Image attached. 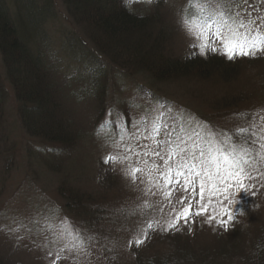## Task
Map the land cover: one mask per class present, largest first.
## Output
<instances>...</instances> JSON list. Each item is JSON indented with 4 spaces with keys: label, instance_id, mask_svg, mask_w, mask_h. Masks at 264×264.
<instances>
[{
    "label": "rangeland",
    "instance_id": "rangeland-1",
    "mask_svg": "<svg viewBox=\"0 0 264 264\" xmlns=\"http://www.w3.org/2000/svg\"><path fill=\"white\" fill-rule=\"evenodd\" d=\"M34 1L39 3L42 0ZM44 1L41 9L44 10L47 7L51 13L48 19L43 20L42 23V27L44 28L42 33L47 34L46 39H49L47 48L51 46L49 49V58L57 61L64 59L65 66H67L65 74L72 77L75 69L78 70L80 67L75 63L74 56H68L60 48L62 43L65 42L62 37L70 34L72 31L67 9L63 4V0ZM6 2L8 3V1ZM197 2L199 0L192 1V3ZM236 2L239 4V7L233 9L234 12H239L242 17L246 16L264 24V20H260L261 17H264V0H260V3L258 0H252L251 3L247 0L246 4L242 0H236ZM187 3L188 0H172L166 5V21L170 23V27L175 31L173 39L169 37L167 40L166 50L169 54L171 53V56L176 57L189 55L191 52L200 53L199 45L207 41H211V47L219 48V51L222 50L225 52L219 43V38L215 36L216 25H212L209 29L205 30L203 39L198 38V26L201 22L196 20L198 17L196 19L194 18L195 15H191L192 18L187 14L190 11L187 9ZM12 6L14 7V4ZM192 10V13H194L195 8ZM13 16L12 18L16 19L17 23L19 18L21 22L26 18V10L22 8L20 13L15 10ZM185 16L186 19L183 21ZM186 21L188 22L187 24L185 23ZM247 26L252 27L251 24ZM74 30L75 32H79V37L85 36V32H83L81 27H74ZM85 40L87 41L86 36ZM72 43L74 44V42ZM79 48L80 53L84 56L87 50H89L88 46H81ZM93 62L95 64L92 66L94 67L93 69H101V71H105L108 74L107 78L111 80V96L120 100V103L124 105L130 104L132 111L126 113L118 109L119 111L116 117L109 115L107 112L101 115L102 121L107 119L112 121V123L119 122L124 126L121 128L124 130L123 139H121L122 133L120 134L117 130L118 128H102L101 132L95 134V128L93 127L95 125L90 122L89 118L92 114L87 115V112H85V102L82 104L74 101L69 103L66 99V97H73L75 95V100L78 101L77 93L80 92L82 95L83 90L88 89L90 83H87L85 80L78 81L74 75L72 77L74 86L72 85L73 90L70 91L65 87V84L63 85L64 79L61 78L60 81H57L59 86L58 90L61 94H56V100H63V105L67 110L75 109L79 112L78 115L75 113V116H81L80 120L79 118L78 120L83 125L82 129H84V133L88 135L83 142L79 143L78 147L76 146L83 152L82 155L87 156L76 155L73 158V161H75V158L76 161L69 163L73 164L74 168L78 171H72L73 167H68L65 173L57 174L56 171H52L45 163L43 164L45 160H50V158L51 162H53L52 159L55 155L51 154V146L40 143L35 139H30L29 136H24L20 128L21 126L17 124L12 112L14 109L13 93L10 88L6 92L8 94L9 91L11 94H8L6 99V102H8H5L6 121L4 126L6 132L10 133L9 137H11V140L10 142L7 141L9 144L6 145L3 133H0L1 261H6L10 264H139L138 259L141 257L160 260L167 253H170V250H173L175 254L180 253L179 250L182 247H186L189 243L187 240L189 238L181 237L180 244L173 243L171 239H176V236L172 234L167 235L170 233L167 232L168 227L165 226L170 221L177 220V214L182 213L188 205H191V213L194 212V204H192L194 201L188 196L186 197L184 193L185 191L193 190L195 186L194 188L189 187L187 190L180 189L179 187H175L177 184L172 181L170 185L175 188L170 196L166 195L168 188L161 175V172L165 171V165L163 164L161 168L156 169V157L151 155L144 156L142 154L145 150L143 146L146 142L141 141L142 145H139L137 136L129 139V136L133 133L131 130L138 126L134 125L131 128L133 123L132 116H134L135 120H140L143 115L147 114L145 110H150L152 114L150 119L155 121L150 124L152 133L154 127L162 125H159L156 121L165 120L164 111L169 114L167 115L168 118L171 115L170 119H173V121L174 118L176 120L181 118L180 122L182 121L186 125H192L196 121L193 120L191 122L190 119L187 122L184 121L182 118L184 113L188 112L191 115L198 114L200 117L207 118L208 122H210L209 125H212L216 129L218 127V132L220 134L225 133L224 137H226L233 131L234 127L232 126L234 121L232 117L235 112L243 110L251 104L256 106L259 100H264L263 58L254 60L243 58L233 61L238 63L235 66L237 67L236 74L232 79L228 80V85L223 86V90L224 88H229L228 95L225 92L223 93L222 87L216 86L214 88L216 85L215 82H222L220 75L216 74L217 79L208 81L203 85L194 84V80L191 79L190 81H185V83L180 82L177 84L176 82V85L169 83L165 86V92L164 90L163 92L160 90L156 92H161L166 95L169 97V101L174 102L177 106L186 107V109L182 108L180 111L178 108H163L162 105L158 106L162 110L156 108L151 109L150 107L146 108L147 106H144L145 99L141 101L136 87L128 85L126 89H123L119 86L123 79L121 72H113L109 67L101 66L95 60ZM227 62L229 64L233 63L231 61ZM78 64L84 67L86 63H80L78 61ZM2 66V55L0 54V67ZM82 87L83 89L80 90ZM234 93L242 95L243 98L237 104V107L227 110H215L213 108L217 100L224 99V96L230 99ZM151 103L155 102L152 101ZM64 107L62 106L63 110H65ZM161 111L162 113H160ZM179 112L182 114H179ZM70 113L72 115V112ZM252 114L256 115L255 112H252ZM78 120H75L76 124H78ZM258 129L260 131H258L256 136L260 139L264 134V120L259 121ZM143 134L146 137L144 131ZM112 135L115 137L111 141H108ZM99 136H102L105 141L101 142L98 138ZM156 137L159 138L157 140L165 138L162 135ZM130 140H135V143L129 142ZM16 144L21 145V147L16 148V151H12ZM232 146L230 145V147ZM188 148L191 149L192 147ZM150 149L158 150L154 144ZM195 150L197 151V149ZM133 153H140V155H134ZM111 156H115L116 160L113 161V159H110ZM55 157L57 158V156ZM102 157L106 161L105 165L110 167L114 173V178L108 177L106 180L108 181L106 183V186H109L108 188L98 185L99 173L104 169L98 163ZM173 158L171 161H173ZM10 160L11 165L9 164V170L6 167L5 161ZM63 161L65 164V162L69 161V158L65 157ZM175 165L172 164V166ZM134 169H139L140 171L133 173ZM105 170L108 175L110 169L107 168ZM68 174L72 177L71 182L74 186L84 192L90 190L98 193L102 190H107V199L104 201V205L109 207V212L121 216V218L114 217L116 219L110 221V224H101L102 228L98 229L102 232L100 239L94 238L91 241L89 235L86 234V228L80 226V220H76L71 215L70 210L66 209L67 199L60 194L58 187L60 185L59 181L68 176ZM75 177L78 180H75ZM111 182H114V184L111 185ZM118 188L120 189L119 192H117ZM244 190L240 189L238 183L233 182L227 191H223L215 197L208 191H205L203 199H201L199 194L198 212H200L201 205L209 204V201H211L208 211L201 213L196 221V224L198 223L205 230L201 236L205 237L207 242L213 241L212 228L217 227V221L224 217V214L220 211L223 210L222 208L226 202L228 200H234L240 191L244 192ZM218 200H222L224 203L223 206H216ZM123 205L127 208L124 209ZM263 210L264 202L262 204L257 203L256 209L253 210L254 213L251 214L249 219L250 225L258 226L256 222H261V224L264 222ZM226 215L228 214L226 213ZM189 217H192V215H189ZM210 217H215V220L210 219ZM160 220H162V224ZM149 223L153 225L152 228L147 227ZM156 225H162L163 228L158 226L159 228L157 229ZM137 239L143 240L144 243L137 245L135 243ZM175 258H177V255Z\"/></svg>",
    "mask_w": 264,
    "mask_h": 264
},
{
    "label": "trees",
    "instance_id": "trees-1",
    "mask_svg": "<svg viewBox=\"0 0 264 264\" xmlns=\"http://www.w3.org/2000/svg\"><path fill=\"white\" fill-rule=\"evenodd\" d=\"M171 1L63 0L72 31L62 37L65 42H61L60 48L68 56H74L75 63L80 67L78 70L75 69L72 77L75 75L76 80H85L90 83L89 88L84 89L82 95L80 92L77 93L78 101L75 100V95L66 97V99L69 103L74 101L82 104L85 102V112L87 115L92 114L89 118L90 122L95 125L93 126L95 134L101 132L102 128L117 129L122 126L119 122L112 123L107 119L102 121V113L107 112L116 117L119 110L126 113L132 110L130 104L124 105L120 103V100L111 96V80H108V74L105 71L93 69L92 66L95 65L93 60L101 66L109 67L113 72H121L123 79L119 84L120 87L126 89V86L133 85L145 92L149 91L163 108L170 107L169 97L156 92L159 90L165 92V86L169 83L176 85V82L177 84L185 83L193 79L194 84L203 85L217 79L216 74L220 75L222 82H215L214 88L219 86L223 90V86L228 85V80L236 74L237 67L235 66L238 63L229 64L226 58L218 54L176 57L169 54L166 50L167 40L169 37L173 39L175 31L170 27L165 16L166 5ZM0 2L2 3L0 4V54L3 62V66L0 67V133H3L6 145L9 144L7 141L10 142L11 137H9L10 133L6 132L4 123L6 121L5 102L8 94H11L9 91L8 94L6 92L10 88L14 97V109L12 110L14 119L21 126L24 136L51 146V154L57 156V158L54 156L53 162L50 158L43 164L45 163L57 174L65 173L68 167H73L72 171H78L73 164L69 163L76 161V158L73 161L76 155H82L83 152L77 147L88 135L84 133L83 125L79 121L81 116H75V113L78 115L79 112L75 109L67 110L63 105V100H56V94H61L57 81L64 79L63 85L65 84L70 91L73 90L74 82H72V77L65 74L67 66H65L64 59L57 61L49 58L51 46L47 48L49 39H46L47 34L42 33L44 29L42 23L51 13L47 7L44 10L41 9L44 0L39 2L40 5L34 0H0ZM189 3L190 0L187 3V9L190 10L188 13H192L193 8H189ZM21 7L26 10V18L21 22L19 18L17 23L12 17H14L15 10L19 13L22 11ZM74 27H81L87 41L84 35L79 37V32H75ZM81 46L89 47L85 56L79 51ZM260 58L264 59V55L254 57V59ZM78 61L85 62V66L82 67ZM228 89L224 88L223 93L228 95ZM140 93L143 95L141 91ZM232 96L230 99L224 96V99L217 100L213 108L227 110L237 107V104L243 100L242 95L234 93ZM256 104V106L252 104L249 107L246 106L245 109L233 114L232 127L234 128L230 134L232 139L230 143L229 141L219 142V135L224 137L225 133L220 134L217 125V129L209 125L207 118L195 115L182 116L184 121L195 120L204 128L203 133L198 135L197 139L195 138L197 145L211 142L222 147L229 145L227 146L228 154H233L231 150L233 147L236 148V154L243 159L242 166L246 175L243 180L245 190L240 191L234 200H228L222 208L221 213H225V210L230 211L232 219H228V214L218 220L223 223L218 222L217 227L212 228V242H207V239L201 236L205 230L198 223L195 229L187 225L184 227L176 224L174 228L168 229L167 232L170 234L167 235L176 236V239H171V241L177 244H180L181 237L189 238L187 246L179 250L181 254L179 252L175 254L173 250H170L171 252L160 260L141 257L138 259L139 264H264V222L262 224L256 222L258 226L250 225L249 222L251 214L254 213L253 210L256 209V204L264 202V147H260L264 144V134L260 139L256 136L260 131L258 123L264 120V100H259ZM75 120H78V124ZM180 120L181 118L175 126L183 129L186 124ZM240 128L246 131L239 133ZM196 132L197 130H193L192 136ZM114 137L112 135L108 141ZM246 137L250 139H245ZM98 138L101 142L105 141L102 136ZM137 139L139 145H142V136H137ZM134 141L129 142L135 143ZM230 145L233 146L230 147ZM20 147L21 145L16 144L12 151ZM196 154L198 155L197 152ZM65 157L69 158V161L64 164ZM11 160L5 161L9 170ZM105 162L103 157L98 161L104 167L99 173L98 185L108 188L106 180L108 177L114 178V173L110 167L105 165ZM67 164L69 165L66 166ZM107 168L110 169L108 175L105 170ZM71 178L69 174L62 178L58 187L60 194L67 199L66 209L70 210L76 220H80V226L86 228V234L89 235L91 241L94 238L100 239L102 232L98 229L102 228L101 224H110V221L116 219L114 217L121 218V216L109 212V207L104 205L107 190L98 193L90 190L84 192L74 186ZM76 179L78 180L77 177ZM113 184L114 182H111V185ZM119 191L118 188L117 192ZM198 201L199 198L194 203L195 215L198 212ZM219 202L220 200L217 201V207L220 206ZM123 207L127 208L125 205ZM176 255L177 258H175ZM0 264L10 263L0 260Z\"/></svg>",
    "mask_w": 264,
    "mask_h": 264
},
{
    "label": "snow or ice",
    "instance_id": "snow-or-ice-1",
    "mask_svg": "<svg viewBox=\"0 0 264 264\" xmlns=\"http://www.w3.org/2000/svg\"><path fill=\"white\" fill-rule=\"evenodd\" d=\"M152 2V0H148ZM244 4L247 0H242ZM236 0H199L197 3H192L190 0L189 8H195L194 13H189V16H197L201 23L198 26V38L203 39L204 32L212 25H216L215 36L219 38V43L225 50L229 59H234L239 56L255 57L258 54L264 55V24L258 20H253L248 17H242L239 12H234L233 9L238 8ZM260 20H264L261 17ZM188 23L187 21L185 22ZM251 24L252 27L247 25ZM201 53L205 50L210 52L219 51V48L211 47V41L203 42L199 45ZM239 133H244L246 129L240 128ZM124 130L121 129V139H123ZM154 136L162 135L165 138L162 140L153 139V144L158 150H149L147 145H144V156H153L163 161L166 170L161 172L166 184H171L174 177H184L182 187L187 190L189 187L196 185L199 181V194L203 199L205 191H208L213 197L217 194L227 191L232 186V183H238L241 190H244L242 181L246 178L243 159L236 154V148H232L233 154H228L220 148H209L208 152L200 150L197 155L196 152L188 148L183 141L176 142L173 140L172 131L169 130L167 125L157 126L152 129ZM135 132L129 136V139L135 138ZM147 138V137H144ZM245 139H250L246 137ZM173 146L179 151L180 161L176 164V170L171 167L170 161L173 156ZM198 147V146H193ZM260 147H264L261 144ZM140 155V153H133ZM167 156V159H165ZM127 158V157H126ZM110 159H115L111 157ZM155 167V165H153ZM140 171L139 169H134ZM166 195H171L167 192ZM211 201H209V204ZM209 204L201 205L200 212L197 215L208 211ZM191 205H188L182 213L177 214V221L184 218L185 221L191 215ZM215 220V217H210ZM228 219L231 220L232 216L229 213ZM223 223V221H217ZM148 228L153 225L149 223ZM174 224H169L168 228H174ZM147 235V233H145ZM137 245L143 244V240L137 239ZM59 258V257H57Z\"/></svg>",
    "mask_w": 264,
    "mask_h": 264
},
{
    "label": "bare ground",
    "instance_id": "bare-ground-1",
    "mask_svg": "<svg viewBox=\"0 0 264 264\" xmlns=\"http://www.w3.org/2000/svg\"><path fill=\"white\" fill-rule=\"evenodd\" d=\"M2 1V0H1ZM6 2V1H5ZM0 4H2L1 2H0Z\"/></svg>",
    "mask_w": 264,
    "mask_h": 264
}]
</instances>
